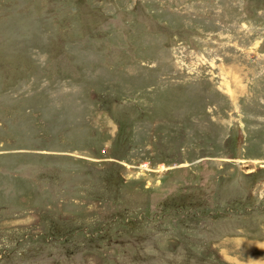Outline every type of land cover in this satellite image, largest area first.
Wrapping results in <instances>:
<instances>
[{"label":"rangeland","instance_id":"obj_1","mask_svg":"<svg viewBox=\"0 0 264 264\" xmlns=\"http://www.w3.org/2000/svg\"><path fill=\"white\" fill-rule=\"evenodd\" d=\"M263 245L264 0H0V264Z\"/></svg>","mask_w":264,"mask_h":264},{"label":"trees","instance_id":"obj_2","mask_svg":"<svg viewBox=\"0 0 264 264\" xmlns=\"http://www.w3.org/2000/svg\"><path fill=\"white\" fill-rule=\"evenodd\" d=\"M112 180H113V182L118 181V177H117V176H114ZM117 186H118V184H117ZM248 197L250 198V196H247V198H248ZM183 202H184V203L187 202V199H186V198L183 199ZM228 209L231 210L232 208H228ZM174 211L179 212V214H181V213H185V212H184V209H182V208H180V207L176 208ZM190 211L192 212V209H189V210H188L187 215L190 214ZM216 211H217V209H215V210L213 211L212 214H208V216L216 214V215H218V216H220V217L228 218V217L226 216V214L219 215L218 213H216ZM234 211H235V210L232 209L230 215H234L235 213H236V215H244V214L247 213L248 210H247V208H246V209H245V213H244V211H241V212H239L238 210H236L235 212H234ZM206 215H207V214H206ZM140 217H142V218H146L145 214H143V213H137V214H135V216H130V215L116 216V217L114 218V221H118V222H119L120 224H122L123 226H126V227L129 228V227L133 224L134 219H139ZM157 217H158V216H157ZM198 218H201V217L198 216ZM108 224H109V223H104V224H103V227H106Z\"/></svg>","mask_w":264,"mask_h":264},{"label":"crops","instance_id":"obj_3","mask_svg":"<svg viewBox=\"0 0 264 264\" xmlns=\"http://www.w3.org/2000/svg\"><path fill=\"white\" fill-rule=\"evenodd\" d=\"M263 249H264V245H263ZM258 264H264V262L262 261V262H258Z\"/></svg>","mask_w":264,"mask_h":264}]
</instances>
